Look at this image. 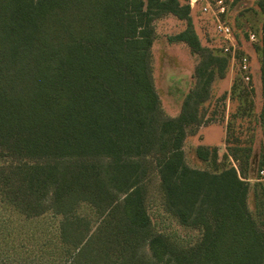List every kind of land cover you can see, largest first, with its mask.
I'll return each instance as SVG.
<instances>
[{
  "label": "trees",
  "instance_id": "obj_1",
  "mask_svg": "<svg viewBox=\"0 0 264 264\" xmlns=\"http://www.w3.org/2000/svg\"><path fill=\"white\" fill-rule=\"evenodd\" d=\"M189 1L0 0V264H264V188L250 211L246 175L264 162L242 149L244 166L211 172L181 157L186 129L201 123L211 82L230 64L201 46ZM257 6L264 15V0ZM165 16L186 23L167 43L201 59L173 118L161 115L152 84L154 24ZM254 52L253 80L233 73L246 95L252 82L261 87L264 123V18L239 54ZM153 201L196 235L157 231ZM41 222L53 230L28 227Z\"/></svg>",
  "mask_w": 264,
  "mask_h": 264
},
{
  "label": "rangeland",
  "instance_id": "obj_2",
  "mask_svg": "<svg viewBox=\"0 0 264 264\" xmlns=\"http://www.w3.org/2000/svg\"><path fill=\"white\" fill-rule=\"evenodd\" d=\"M259 1L261 0H228L229 9L225 20L235 19L239 25L237 26L238 33H254L257 38L264 18L257 6ZM190 16L201 46L208 49L212 55L219 56L221 40L215 34L212 22L200 12L199 6H195L191 10ZM154 26L157 39L151 50L152 84L161 115L164 118H173L180 111L184 95L198 83L195 70L201 59L197 54L191 53L185 44H169L166 41L167 36L177 34L185 29V21L165 16L156 21ZM241 45L244 47L251 43L244 40ZM253 55L254 60L251 68L252 72L257 74L261 68V60L256 52ZM230 71L229 66H226L222 78L215 74L210 87L211 97L198 110L199 116L203 115L201 123L186 129V136L181 147V157L189 167L212 172L215 171V167L221 168L223 164L227 163L233 167L244 166L241 158H244L246 153L249 155L248 161L254 156L258 165L260 162H264L261 87L252 82L251 92L246 95L245 89L237 82L234 73L230 75ZM199 148L208 151L209 155H197L196 150ZM242 149H248V152L244 153ZM227 153H234L239 158V162L234 161ZM246 175L250 177L247 207L253 212L255 207L253 192L260 188L261 183L256 181V174L246 172ZM155 202L153 201L150 206V216L157 231L182 239L196 235V231L180 227L172 219H169L159 204ZM47 223H30L31 226L28 227L35 230L36 234L43 229L49 232L51 228L53 230L55 222L49 225ZM33 225L37 227H33ZM143 253L149 255L146 248Z\"/></svg>",
  "mask_w": 264,
  "mask_h": 264
},
{
  "label": "built area",
  "instance_id": "obj_3",
  "mask_svg": "<svg viewBox=\"0 0 264 264\" xmlns=\"http://www.w3.org/2000/svg\"><path fill=\"white\" fill-rule=\"evenodd\" d=\"M196 2H201L200 10L207 15L213 24L215 34L221 40L220 51L229 59L232 67L237 66V69L242 75V80L245 84L249 83V59L246 54H239L242 50V45L237 42L233 30L225 20L228 14V3L225 0H214L212 2L206 0H190L189 6L192 8ZM254 33H247V40L251 44L256 42ZM264 188V168L257 172V180Z\"/></svg>",
  "mask_w": 264,
  "mask_h": 264
},
{
  "label": "crops",
  "instance_id": "obj_4",
  "mask_svg": "<svg viewBox=\"0 0 264 264\" xmlns=\"http://www.w3.org/2000/svg\"><path fill=\"white\" fill-rule=\"evenodd\" d=\"M200 5H201V2H196L195 4H194V6L191 8V10L196 6H199V10H200ZM200 12H201V10H200ZM202 13V12H201ZM203 14V13H202ZM203 15H205V14H203ZM210 21H211V19L207 16V15H205ZM212 22V21H211ZM248 45H244V47H247ZM248 59H249V76H251V81L253 80L252 78H253V76H255V74H254V72H252V68H251V64L253 63V60H254V55H250L249 57H248ZM233 68L234 67H232L231 66V64H229V69L232 71H230V75H231V73H233Z\"/></svg>",
  "mask_w": 264,
  "mask_h": 264
}]
</instances>
